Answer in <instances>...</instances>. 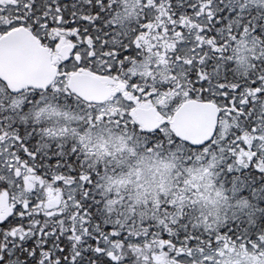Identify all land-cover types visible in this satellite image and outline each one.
Instances as JSON below:
<instances>
[{
	"label": "snow or ice",
	"instance_id": "1",
	"mask_svg": "<svg viewBox=\"0 0 264 264\" xmlns=\"http://www.w3.org/2000/svg\"><path fill=\"white\" fill-rule=\"evenodd\" d=\"M0 264H264V0H0Z\"/></svg>",
	"mask_w": 264,
	"mask_h": 264
}]
</instances>
